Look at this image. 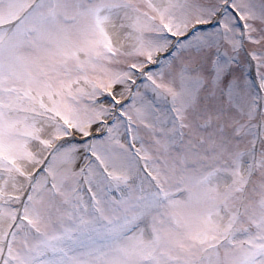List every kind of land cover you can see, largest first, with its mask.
Listing matches in <instances>:
<instances>
[{
  "label": "snow or ice",
  "instance_id": "1",
  "mask_svg": "<svg viewBox=\"0 0 264 264\" xmlns=\"http://www.w3.org/2000/svg\"><path fill=\"white\" fill-rule=\"evenodd\" d=\"M0 264H264V0H0Z\"/></svg>",
  "mask_w": 264,
  "mask_h": 264
}]
</instances>
